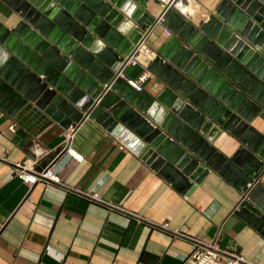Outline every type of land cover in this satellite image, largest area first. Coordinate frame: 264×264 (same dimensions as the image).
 <instances>
[{"label": "water", "instance_id": "1", "mask_svg": "<svg viewBox=\"0 0 264 264\" xmlns=\"http://www.w3.org/2000/svg\"><path fill=\"white\" fill-rule=\"evenodd\" d=\"M3 1L20 19L12 26L0 23L2 110L14 115L31 101L72 129L90 117L187 196L213 170L240 191L229 215L264 237V186L258 182L264 174V0H222L197 25L174 2L153 17L148 3L157 0ZM126 4L135 5L131 16ZM161 16L171 33L150 64L164 83L151 95L126 83L120 62L139 29H151ZM129 20L138 27L129 28ZM213 121L237 141L228 153L206 138Z\"/></svg>", "mask_w": 264, "mask_h": 264}, {"label": "crops", "instance_id": "2", "mask_svg": "<svg viewBox=\"0 0 264 264\" xmlns=\"http://www.w3.org/2000/svg\"><path fill=\"white\" fill-rule=\"evenodd\" d=\"M178 1L186 3V11L176 7L197 25L222 0ZM148 4L149 15L156 17L160 4ZM19 19L0 0V23L12 26ZM165 27L162 22L154 25L147 39L152 52L139 55L140 63L127 65L120 74L126 79L146 72L142 91L151 95L164 87L150 64L167 37ZM205 133L220 152L228 153L237 145L234 136L214 121ZM34 160L35 169L51 163L58 182L29 184L15 174L14 164L30 168ZM59 183L86 194L97 193L102 201L202 243L217 235L220 248L252 264H264V237L229 215L241 195L230 180L211 170L184 195L94 119L85 117L75 128H65L31 101L14 115L0 108V264H184L198 244ZM259 183L264 186V174Z\"/></svg>", "mask_w": 264, "mask_h": 264}, {"label": "built area", "instance_id": "3", "mask_svg": "<svg viewBox=\"0 0 264 264\" xmlns=\"http://www.w3.org/2000/svg\"><path fill=\"white\" fill-rule=\"evenodd\" d=\"M176 0H157L160 4L161 9L170 3L174 2L176 5ZM132 24V27L137 28V24L132 20H129ZM162 21V16L158 18L156 21L160 23ZM154 27V26H153ZM152 27V28H153ZM151 28V29H152ZM149 26L144 28H140V37L139 39L133 43L132 48L128 52L127 55L123 56L120 66L123 69L127 65H136L140 63L139 55L141 54H149L152 52V47L148 44V33L151 30ZM164 35H170L171 31L165 27L163 29ZM147 73L142 72L136 78H126V83L131 86L136 91L143 90V82L147 79ZM12 128V126H10ZM123 147V145H121ZM35 160L32 161L30 168H27L24 164L17 162L15 166L17 167V171L15 174L19 176L24 182L33 184L35 182H58V179H54L52 174L51 166L49 163L46 167L42 169H35L33 165L35 164ZM259 182V181H258ZM250 184H248L249 186ZM91 197L99 199L97 193L89 194ZM184 264H252L244 259V257L238 253H234L229 251L228 249L220 248L218 245V236L216 235L213 239L208 242H204L202 244H196L187 257L184 260Z\"/></svg>", "mask_w": 264, "mask_h": 264}, {"label": "clouds", "instance_id": "4", "mask_svg": "<svg viewBox=\"0 0 264 264\" xmlns=\"http://www.w3.org/2000/svg\"><path fill=\"white\" fill-rule=\"evenodd\" d=\"M128 3L131 4V0H128ZM124 7H125V9H127V15L128 16H131L132 12L135 11V5H132V7L129 8L128 4H126ZM177 7L180 8L181 6L178 4ZM181 11H186V9L181 8ZM128 27L129 28L132 27V24L130 21L128 22Z\"/></svg>", "mask_w": 264, "mask_h": 264}, {"label": "bare ground", "instance_id": "5", "mask_svg": "<svg viewBox=\"0 0 264 264\" xmlns=\"http://www.w3.org/2000/svg\"><path fill=\"white\" fill-rule=\"evenodd\" d=\"M153 4V3H152ZM155 4V3H154ZM180 5L181 7L179 8L180 10H181V8H183V9H185L186 8V3L184 4L182 1H178L177 2V4H176V6L177 5ZM149 5V4H148ZM150 6V5H149ZM153 6V5H152ZM159 7V6H158ZM151 10H153L152 8L153 7H149ZM193 8H194V6H193ZM156 9V8H155ZM157 10V9H156ZM197 11V10H196ZM200 11V10H199ZM201 12V11H200ZM198 13V12H197ZM199 14V13H198ZM203 14V13H202ZM195 15V14H194ZM196 16H198V15H196ZM200 16V15H199ZM194 17V16H193ZM197 19V18H196ZM245 259V258H244ZM246 260V259H245ZM247 261V260H246Z\"/></svg>", "mask_w": 264, "mask_h": 264}]
</instances>
